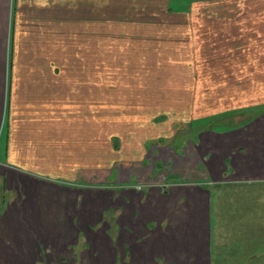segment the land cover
<instances>
[{
    "label": "crops",
    "instance_id": "1",
    "mask_svg": "<svg viewBox=\"0 0 264 264\" xmlns=\"http://www.w3.org/2000/svg\"><path fill=\"white\" fill-rule=\"evenodd\" d=\"M116 2L0 0V264H41L39 232L53 245L47 264L81 262L80 250L60 246L70 227L96 224L106 209L114 230H132L119 239L132 264H264L245 234V225L262 223L249 205H264V5L199 9L193 1L161 18L130 15ZM150 39L160 43L146 46ZM105 78L111 90L145 88L101 92ZM166 89L183 92L151 102ZM217 114L219 129L195 125ZM172 164L181 178L163 193ZM213 195L218 213L217 201L242 205L238 235L211 216Z\"/></svg>",
    "mask_w": 264,
    "mask_h": 264
},
{
    "label": "rangeland",
    "instance_id": "2",
    "mask_svg": "<svg viewBox=\"0 0 264 264\" xmlns=\"http://www.w3.org/2000/svg\"><path fill=\"white\" fill-rule=\"evenodd\" d=\"M116 1H117L116 2L117 5L119 4L118 8H122L124 10L128 9V13L130 15L137 14L141 10L142 11H144V10H146V11L147 10H149V11L156 10V11H158V15L161 16V14H162L161 18L163 17V12H164L165 8H168L171 10L186 9V8L190 7V4H191L190 2H193V1H195L196 3H193L191 5V7L199 8V9H225V8H228V9L251 8V9H253L256 7L259 8L262 5H264V1H259V0H169V3H167V0H116ZM256 4H258V5L256 6ZM170 17L171 16L167 17L164 15L165 19H168ZM159 43L160 42H158V41H152L150 39L149 44H145V45L146 46H158ZM165 51H168V49H165ZM205 53H206L205 49L199 51L198 60L200 62L205 59L204 56L207 55ZM132 55L135 56V54H132ZM210 55H215V54H210ZM123 57H125V56L119 55V58L121 60ZM195 58L197 59V57H195ZM185 59L187 60L188 58H185ZM137 61L139 62L140 66L141 65L147 66L146 59H142V60L138 59ZM148 63H149L148 65L151 67L150 72L151 71L153 72V73H150L149 83L151 85L156 86L157 83H159L157 75L159 74L158 73V68H159L158 65H160V64L157 63L156 59L152 60ZM107 67L109 68V66H103V69H102L103 74L105 73V68H107ZM162 72H164L165 74L169 73V71H163V70H162ZM180 75L182 76V74H179V77L173 76V78L183 80L185 77L182 76L183 78H181ZM105 80L107 81V83ZM105 80L103 79V86L101 87V92H140V90L145 88V87L139 86L141 84L135 85V87L132 86V84H130L128 87H125V85H119L118 84V86H117L118 89L115 91L113 89L112 90L110 89L109 84H108V79L105 78ZM177 81L178 80H176V82ZM187 82L188 81H185V83H187ZM87 90H88V88H87ZM96 92H97V90H96ZM156 92H159V91H156ZM169 92H183V91H179V90H175V89H166L165 92H163V96H161V97L159 95H156L155 97L151 96L150 97L151 102H155V98H159L161 100L167 101L168 99H170L172 97V95ZM185 92H188V90H186ZM165 94H166V96H165ZM151 105H152V103H151ZM189 105H190V103H189ZM189 105H187V103H186V105L184 107V109H186V111H185V113H183L182 117H184V115H185V117H188V115L190 116V112H189V108H188ZM217 107L220 108V105H218ZM152 108H153V105H152ZM154 114H156V113H153V115ZM221 116H222V114H217V116L215 115L213 119L212 118L206 119L205 117L200 118L198 121H196L195 125L196 124H199V125L203 124L202 127L199 128V130H203V131H205L206 127H212V126H214L215 129H219ZM162 117H164V116H156L155 117L156 121L162 120L163 119ZM187 123H188V121H187ZM206 124H207V126H206ZM189 130L190 129L187 127L186 128L183 127V129L181 130L182 134L185 135V136H183L184 140L186 137H188L190 135V134H188ZM193 131H195V130L193 129ZM163 142H164V139L160 141V143H163ZM174 145H175V147L179 146L178 143H176V142L174 143ZM147 147H149V146L147 145ZM147 164H149L148 159H146L144 161L143 167H146ZM141 168H142V166H141ZM160 171L161 170L159 168V171L154 173L153 179L149 180V182H153L154 178H157V175H159ZM111 179H114V176L111 177ZM111 179H109V180H111ZM103 186L113 188V183L112 182L106 183ZM116 190H117L116 194H119L120 191L123 189L116 188ZM30 193H35V192H30ZM215 200L216 199L214 198V195H213L212 215L211 216L212 217L217 216V217H221V218L225 219L224 229H227L228 231H230L231 234L234 233L235 235H238L237 228L239 226H237L236 222H238L239 221L238 219L245 216V214H246L245 210L240 208L242 205H237L234 202L226 201L223 204V206H221L219 201H217V206L219 205L218 210L221 212V213H218V211H216L215 207H214L215 206ZM115 205L116 204H113V207H115ZM245 205L248 206V204H245ZM87 206L89 208L90 206H92V204H88ZM249 207L259 209L258 211L261 212V215L257 216V218L261 217L262 223H260V224L256 223L255 227H254V225H249V224L245 225V234L248 237V239H250L249 238L250 236H253L252 237L254 239L253 244H255V248H257L256 250H261L262 252H264V205H262V207H259L258 205L253 206V204H251V205H249ZM91 208H93V207H91ZM248 211H251V210H248ZM259 212L257 213L258 215H259ZM216 213H218V214H216ZM110 214H111L110 210L106 209L103 212V218L101 219L100 222H98L96 224H89V225L82 226L81 228H83V229L81 231H76V229L70 227L68 236L64 240L65 242H64L63 247H61L59 245L62 252H65V253L67 252L68 254H73L74 250H76V251L80 250V254H82V256L80 255L79 259L81 262H79V263L77 262L75 264H132V259L130 258V255H129L130 251H129V254H127V256H126V250H127L126 244H128L129 242L128 241H122V243H123L122 244L119 240V239L125 240L126 237H128V235H130L129 234L130 230H129V228H127L124 225H118L117 229L114 230V234H111V231L106 230V229H109L108 223L110 220L109 217L111 216ZM112 214H114L113 211H112ZM89 218H91V217H89ZM228 218L233 219L231 221L235 223V226L229 228V226L227 225V223H228L227 219ZM108 234L110 237L112 236L113 239H115L116 234L119 235V239H118L119 241H116V243L114 242L115 248L116 249L118 248L117 258L115 255V251H113V248L111 250V242L106 239V237H108ZM45 235H46V233H40L39 232L37 234V239L35 241V247H36L35 249H37V251L39 249L41 250V251H39V252H41V256H37V260L35 258V262L37 261L38 263H41V264H47L46 261L47 262L50 261L49 260L50 257H48V255H49V253H51V249H53V247H52L53 245L51 243V240H45ZM26 242H27V244H29L30 240L28 239ZM24 243L25 242L23 240L22 241V249L23 250L25 249ZM112 245H113V240H112ZM256 245H258V247H256ZM45 253L47 256L45 255ZM83 259H84V261H83ZM24 260L27 261V263H28V258L23 257L22 262ZM28 264H31V261Z\"/></svg>",
    "mask_w": 264,
    "mask_h": 264
},
{
    "label": "flooded vegetation",
    "instance_id": "3",
    "mask_svg": "<svg viewBox=\"0 0 264 264\" xmlns=\"http://www.w3.org/2000/svg\"><path fill=\"white\" fill-rule=\"evenodd\" d=\"M175 165H173L172 164V166H168V168H164L163 169V174H164V178H163V182L162 183H169V181H174V180H178V179H180L181 178V174H179V170L178 169H175V167H174ZM161 171H162V169H161ZM161 171H160V173H161ZM154 173L155 172H153V173H150V179H153V175H154ZM159 173V174H160ZM189 175L190 174H192L190 171L189 172H187ZM189 175H187L186 177H188L187 179H190V176ZM159 177V175H157V178ZM157 178H154V179H157ZM183 179V178H182ZM159 187L160 188H162L161 190H162V192L163 193H167V188H168V185L167 184H165V185H163L162 187H161V185L159 184ZM124 202H128V200H126V199H124ZM103 218V217H102ZM110 220H109V223H108V227H109V229H107L108 231H111V234H114V228H115V224H116V219L114 218V216L113 215H111L110 217ZM101 221V220H100ZM117 228V227H116ZM130 231H129V234H132V230L131 229H129ZM108 238H109V241L111 242V247H113V248H115V245H114V242L116 243V241H117V238L119 239V235L118 234H116V236H115V239H113V237L111 236H109V234H108ZM112 240H113V245H112ZM123 244V243H122ZM128 245L126 244V247H127ZM127 254H128V252H127V250H126V256H127ZM129 258V257H128ZM127 258V259H128Z\"/></svg>",
    "mask_w": 264,
    "mask_h": 264
}]
</instances>
